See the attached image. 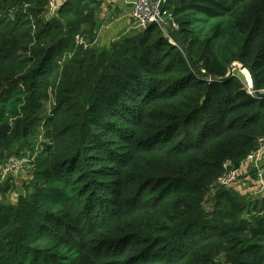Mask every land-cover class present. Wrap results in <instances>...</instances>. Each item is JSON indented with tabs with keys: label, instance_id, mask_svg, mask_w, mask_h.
<instances>
[{
	"label": "trees",
	"instance_id": "trees-1",
	"mask_svg": "<svg viewBox=\"0 0 264 264\" xmlns=\"http://www.w3.org/2000/svg\"><path fill=\"white\" fill-rule=\"evenodd\" d=\"M100 6L0 0V172L31 173L0 202V264H264V197L213 188L264 136L229 73L264 92V0H165L102 50Z\"/></svg>",
	"mask_w": 264,
	"mask_h": 264
},
{
	"label": "built area",
	"instance_id": "built-area-1",
	"mask_svg": "<svg viewBox=\"0 0 264 264\" xmlns=\"http://www.w3.org/2000/svg\"><path fill=\"white\" fill-rule=\"evenodd\" d=\"M46 9L49 13L57 10L59 4L58 0H45ZM165 0H130L131 6L128 18L131 20L130 29L135 31H143L152 24L162 25L170 15L163 10L162 5ZM176 29V25L173 24ZM246 80V93L250 96H255L252 79ZM264 136L257 140V145L252 150L238 168H234L229 163L222 164V174L217 177L213 184V188H234L240 181V169L244 164H249L250 170L253 174L254 188L250 193V197L258 199L264 197ZM25 160H17L11 158L6 166L1 170L0 176L3 177L10 171H15L20 168Z\"/></svg>",
	"mask_w": 264,
	"mask_h": 264
},
{
	"label": "crops",
	"instance_id": "crops-1",
	"mask_svg": "<svg viewBox=\"0 0 264 264\" xmlns=\"http://www.w3.org/2000/svg\"><path fill=\"white\" fill-rule=\"evenodd\" d=\"M64 1L65 0H58V4H62ZM129 2L130 0H101V6L96 16L99 28L97 32V41L99 39L107 45L117 37V31L122 30V33L126 30L124 28L128 29L131 23V20L128 18L131 10ZM240 174V181L236 185L235 190L242 195L250 197L255 183L249 164H244V166L241 167Z\"/></svg>",
	"mask_w": 264,
	"mask_h": 264
},
{
	"label": "rangeland",
	"instance_id": "rangeland-1",
	"mask_svg": "<svg viewBox=\"0 0 264 264\" xmlns=\"http://www.w3.org/2000/svg\"><path fill=\"white\" fill-rule=\"evenodd\" d=\"M96 23H97V21H96ZM130 26H131V23L128 26V29L124 28L126 30H124V32H122V33H121L122 30L117 31V37H115V39L112 40L110 43H112L114 41H118L122 37L124 38V37L130 36L131 34H133L135 32H138V31L130 29ZM98 29L99 28H98V23H97V32H98ZM110 43L105 45L99 39L97 41V35H96L95 46L97 48H99L100 50H102L103 48H107L110 45ZM230 69H231L230 70L231 73L240 77L244 83H246V80L248 79L246 73H248L249 77H251L248 70L246 68H243V66H241L237 62L232 63L230 65ZM250 79H252V78H250ZM21 160H23V159H21ZM30 174H31L30 173V167L28 166V164L26 163V160H25V161H23V164L20 165V168L18 170L10 171V172L6 173L5 176L1 177L0 178V186L4 185V187H5L6 185H9L10 190L5 196H0V202L6 203V204L15 203L17 197L19 195H22L25 184L31 180Z\"/></svg>",
	"mask_w": 264,
	"mask_h": 264
},
{
	"label": "water",
	"instance_id": "water-1",
	"mask_svg": "<svg viewBox=\"0 0 264 264\" xmlns=\"http://www.w3.org/2000/svg\"><path fill=\"white\" fill-rule=\"evenodd\" d=\"M246 69H247L248 72H249L250 67H247ZM230 72H231V71L229 70V73H230ZM250 74H251V73H250ZM251 77H252V76H251ZM252 83H253V82H252ZM253 88H254V90H255V94H256L257 97H260V98L264 97V92H259V91L257 90V88H256L255 83H253ZM10 130H11V125H2V126H0V135L5 136V135H7V134L10 132Z\"/></svg>",
	"mask_w": 264,
	"mask_h": 264
},
{
	"label": "bare ground",
	"instance_id": "bare-ground-1",
	"mask_svg": "<svg viewBox=\"0 0 264 264\" xmlns=\"http://www.w3.org/2000/svg\"><path fill=\"white\" fill-rule=\"evenodd\" d=\"M246 73V72H245ZM246 75H247V78H248V80H249V75H248V73H246Z\"/></svg>",
	"mask_w": 264,
	"mask_h": 264
}]
</instances>
